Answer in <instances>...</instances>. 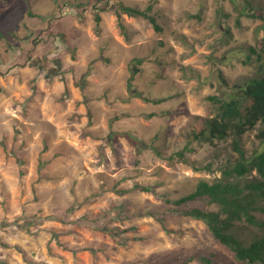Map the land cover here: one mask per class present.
Listing matches in <instances>:
<instances>
[{"label": "rangeland", "instance_id": "rangeland-1", "mask_svg": "<svg viewBox=\"0 0 264 264\" xmlns=\"http://www.w3.org/2000/svg\"><path fill=\"white\" fill-rule=\"evenodd\" d=\"M121 5L161 31L121 12L123 32ZM260 76L264 0H0V264H246L166 200L234 163L231 139L187 137L217 113L209 97ZM260 128L242 138L246 157L262 148ZM193 208L218 211L181 207Z\"/></svg>", "mask_w": 264, "mask_h": 264}, {"label": "trees", "instance_id": "trees-1", "mask_svg": "<svg viewBox=\"0 0 264 264\" xmlns=\"http://www.w3.org/2000/svg\"><path fill=\"white\" fill-rule=\"evenodd\" d=\"M95 10L94 20L98 27L101 16L96 7ZM102 10L104 11L105 8ZM121 12L130 17L146 19L155 31H161L156 19L146 11L121 5L116 12V18L123 32L126 27L122 21ZM257 15L259 18L263 17L260 11ZM247 16L257 17L254 13ZM262 41L263 39L258 41L257 47L262 48ZM249 50L252 54H257L258 59L261 58L255 47H249ZM136 62L141 64L142 60L137 59ZM133 72L139 71L133 67ZM132 80L133 77L128 81V89L136 97L142 98L141 93L135 91ZM235 89L232 97L226 100L209 97V100L217 105V113L212 117H197L195 128L187 138L190 142L199 141L209 144L231 139L232 148L238 155L237 159L233 164L222 169L220 179L213 182L201 180L192 192L173 201L166 200V203L175 207L172 209L175 213L204 222L213 238L229 249L237 261L246 264H264V76L251 78L245 86L241 88L235 86ZM144 100L148 101L145 98ZM258 126H261L258 138L262 142V148L246 157L241 144L242 138ZM126 137L132 145L143 147L142 141L133 135L127 134ZM178 155L184 158L183 153ZM16 160L19 165L23 164L20 158ZM187 162L194 170H202L195 166L194 162ZM45 165L46 162L40 161L39 170H42ZM254 171L257 176L250 179L249 176ZM134 188L151 192V188L140 185H135ZM198 200H207L209 204L216 205L218 211H204L198 208L181 209L183 205ZM241 229H255L258 233H252L251 236L248 235V238H244L239 235ZM251 231L248 230L249 233ZM215 258V254L203 255L198 260L202 264H219L215 262ZM193 260L195 258L191 257L186 263Z\"/></svg>", "mask_w": 264, "mask_h": 264}]
</instances>
